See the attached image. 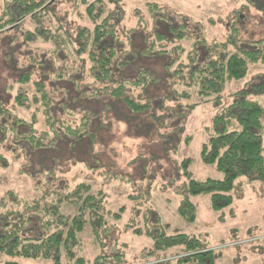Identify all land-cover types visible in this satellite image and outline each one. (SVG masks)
Returning a JSON list of instances; mask_svg holds the SVG:
<instances>
[{"label": "trees", "instance_id": "trees-1", "mask_svg": "<svg viewBox=\"0 0 264 264\" xmlns=\"http://www.w3.org/2000/svg\"><path fill=\"white\" fill-rule=\"evenodd\" d=\"M48 1L0 0V45L5 39H9L7 44L17 41L14 36L18 29L22 33L19 45L32 52L23 56L24 62L12 59L8 65L14 77L8 85L14 90L13 108L0 99L1 150L9 144L13 147L11 153L24 161L23 153L29 148L33 164H52L41 170L43 185L48 184V174L56 179L55 166L65 161L97 173L101 170L95 159L101 153L98 145L109 142L111 122L133 127L146 124V129L154 132L172 126L175 131L181 116L198 106L176 105L181 96L190 97L191 90L200 97L201 104L213 103L218 109L223 106L214 116L199 153L202 164L214 167L223 177L196 180L190 171L191 160L182 162L184 180L182 185H173L175 196L182 197L177 208L179 217L187 224L196 222L197 210L191 198L209 195L211 209L217 212L232 204L236 180L264 182V34L236 54H220L217 44L207 46L203 39L184 53L180 43L188 37L186 26H174L167 18L163 21L160 14L156 15L159 6L149 4L151 35L146 41L139 38L145 45L143 50L132 51L133 42H120L118 37V26L124 25L119 0H72L73 14L83 12V19L90 25L79 28L76 42L68 36L53 35L54 27L43 25L48 8L42 6ZM234 20L229 24L231 44L238 42ZM25 23L32 28L21 31ZM130 31H125L126 38L132 37ZM11 33L14 35L6 37ZM39 42L53 48L38 47ZM123 43L131 50H124ZM61 53H66L69 62L64 60L60 65ZM202 54L204 60L200 61ZM141 57L169 61L163 65V74L140 68L130 76L131 62ZM51 60L56 66L46 67ZM25 63L27 70L21 68ZM251 66L261 68L259 78L228 95L224 103L226 87L247 78ZM175 78L181 82H175ZM176 83L183 87V94H164L163 86ZM55 95L62 112L59 118L52 114ZM173 101L172 107L166 106ZM26 114L28 120L23 117ZM77 119L78 123H73ZM185 144H189V138ZM5 161L0 152V162ZM130 178L133 180L114 172L106 179H120L129 186L136 179L142 184L145 175L140 180ZM152 181L145 187L141 185L142 190L131 188L123 195L128 207L116 211L108 207L100 187L84 181L60 188H36L31 203L19 201L9 192L0 197V264H215L214 252L203 239L171 232L159 216L152 218ZM123 235L149 240L151 245L130 260L117 245V237Z\"/></svg>", "mask_w": 264, "mask_h": 264}, {"label": "rangeland", "instance_id": "rangeland-1", "mask_svg": "<svg viewBox=\"0 0 264 264\" xmlns=\"http://www.w3.org/2000/svg\"><path fill=\"white\" fill-rule=\"evenodd\" d=\"M54 1L56 2L54 3ZM119 4L124 25L121 23L118 26V37L120 42L125 40L128 43L133 42L132 51L143 50L145 45L140 39L143 38L146 41L151 35L153 27L152 15L147 9L149 4L159 6L160 11L156 15L160 14L163 21L167 18L172 21L174 26L178 23L186 26V30L189 32L188 37L180 43L184 53L190 50L192 44L203 39L207 46H211L213 43L217 44V51L220 54H236L238 49L249 47V42L260 39L264 34L263 0H119ZM46 6L48 8L45 11L47 15L45 14L42 23L46 28L54 27L53 35L68 36L69 39L76 42L79 28H90L89 23L83 19V12L78 16L73 14L72 0H49L42 8ZM115 18L117 17L115 16ZM232 19H235L234 25L237 30V35L234 38L236 37L235 39L238 40L234 44L228 40L231 35L229 24ZM27 25V23L22 25L21 31H24L25 27L32 28ZM130 29L132 37L128 35L129 38H126L125 31ZM17 31L18 35L14 36L17 41L7 44L9 39H5L4 45H0V99L7 102L11 108H13L14 90L8 89V85L14 81V77L12 78L8 71V65L12 59L15 62L18 59L19 63L24 62L23 56L26 53H32L28 47L19 45L22 33L18 29ZM12 35L14 34H8L6 37L9 38ZM12 46L17 47L13 49ZM37 46L43 49L53 48L40 42ZM54 46L58 49L56 45ZM123 46L124 50H131L124 43ZM66 53L59 55L60 65L64 63V60L68 61ZM67 55L69 54L67 53ZM167 60L157 57L136 58L131 62L129 75H135L140 68L148 69L155 75L163 74V65L169 61ZM203 60L202 54L200 61ZM52 61L46 67L56 66L57 63ZM21 68L27 70V63L21 65ZM46 72L47 69L42 71L45 76ZM260 72L259 66H251L250 75L247 78L240 83L230 84L226 87L224 95L226 98L223 102L229 100L227 96L245 84L251 86L252 82L259 78ZM167 73H171V69ZM39 77L37 74V78ZM41 80H45V78ZM174 80L177 83L181 82L180 78ZM177 83L171 87L163 86L164 94L175 92L183 94V87ZM56 87L59 90L62 88L58 85ZM66 87L67 85H65V89ZM188 93L191 94L190 97L181 96L177 99L176 105L182 108L192 104H198V106L190 113L181 116L178 120L179 124L177 123L179 128H175V131L172 126L154 132L148 131L146 124L139 125L138 123L133 127L122 122H111L110 132L107 134L109 142L103 146L98 145L101 153L100 157L95 156V159L99 160L97 164L100 165L101 170L97 173H93L88 167L79 168L72 161H65L60 163L64 165L57 164L55 166L57 168L56 179L48 174V184L43 185L41 170L51 167L52 164H38V166L33 164L29 148L23 153L26 160L22 161L20 155L11 153L10 150L13 147H10L9 144L6 145V148L3 146L0 152L6 161L0 162V197L12 192L19 201L31 203L36 188H60L75 181H84L89 182L95 188L100 187L106 196L108 207L112 211H116L121 206L128 207L123 195L128 194L133 187L142 190L141 185L145 187L153 178L151 184L154 207L152 218L159 216L163 223L169 225L171 232L194 234L203 239L214 252L215 264H264V182L249 181L246 178L236 180L231 192L232 204L217 212H213L211 209L209 195L191 198L197 210V220L194 224L185 223L177 214L178 202L182 197L175 196L173 185L175 186V183L182 185L184 180L180 166L182 162L186 159L191 160L190 171L196 180H221L223 177L214 167L202 164L199 157L201 146L209 136L211 122L214 116L223 109V106L218 109L213 103L201 104L200 97L194 91L188 90ZM53 99L56 104L52 105V114H55V118H59L62 115L61 109L57 105L59 99L56 95ZM174 104V101L167 102L166 106L172 107ZM78 109L75 111H79ZM37 111L39 112L38 109ZM37 116L38 122H41L40 113H37ZM23 117L28 120V114ZM74 122L78 123V119L73 120ZM42 128L40 124L39 129ZM187 138H189V144L186 145L185 139ZM82 166L84 167V165ZM19 172H21L20 175ZM114 172L130 180H133L130 177H139L140 180L143 175H145V179H142V184L136 179L134 184L127 186L120 179L117 181L106 179ZM105 182L106 184H104ZM117 243L122 251L129 254L130 260L144 247L147 248L151 245L149 240L133 238L131 235L117 237ZM22 264L45 263L28 261L22 262Z\"/></svg>", "mask_w": 264, "mask_h": 264}]
</instances>
